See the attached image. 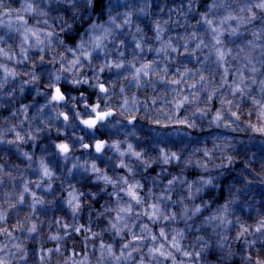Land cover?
I'll list each match as a JSON object with an SVG mask.
<instances>
[{
	"label": "clouds",
	"instance_id": "9594fccd",
	"mask_svg": "<svg viewBox=\"0 0 264 264\" xmlns=\"http://www.w3.org/2000/svg\"><path fill=\"white\" fill-rule=\"evenodd\" d=\"M0 264H264V0H0Z\"/></svg>",
	"mask_w": 264,
	"mask_h": 264
}]
</instances>
